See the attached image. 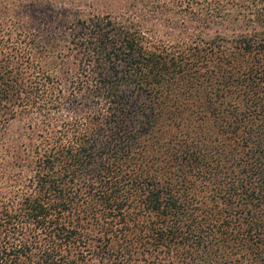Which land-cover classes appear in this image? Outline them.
Instances as JSON below:
<instances>
[{
  "label": "trees",
  "instance_id": "1",
  "mask_svg": "<svg viewBox=\"0 0 264 264\" xmlns=\"http://www.w3.org/2000/svg\"><path fill=\"white\" fill-rule=\"evenodd\" d=\"M0 264H264V0H0Z\"/></svg>",
  "mask_w": 264,
  "mask_h": 264
}]
</instances>
